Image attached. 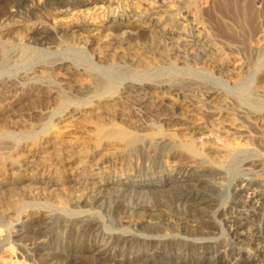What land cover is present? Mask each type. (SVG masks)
<instances>
[{"label": "bare ground", "instance_id": "1", "mask_svg": "<svg viewBox=\"0 0 264 264\" xmlns=\"http://www.w3.org/2000/svg\"><path fill=\"white\" fill-rule=\"evenodd\" d=\"M196 5L195 0H11L0 5V47L32 45L45 52L24 63L27 72L0 75V102L8 104L0 110V229L19 222L28 210L35 215L59 212L70 220L94 216L91 205L104 204L113 195V208L132 203L121 211L122 223L135 226L148 218L162 236L173 235L167 240L173 243L168 249L156 239L158 235L148 233L142 234L145 239L130 231L107 234L108 238L91 234L88 244H76L68 235L61 244L52 245V253L41 254L39 241L29 255L45 264H264V226L246 218L253 214L249 208L264 200V188H254L255 183L246 179L231 193L242 200L221 210L218 218L232 240L239 244L245 239L248 252L256 247L252 258L231 260L228 254L236 251L220 250L219 245L208 246L194 258L196 243L178 239L179 230L185 229L194 239L215 235L206 209L213 197H195L192 192L202 190L199 184L214 185L208 179L217 184L225 179V165L240 148L236 138L264 146L262 88L247 87L237 98L226 100L221 88L203 91L202 83L175 75L188 70L187 57L180 53L179 58L175 51L185 56L200 53L212 62L211 70L201 69L215 85L225 78L234 87L244 86L263 66L264 57L257 52L231 66L223 47L199 27L201 17L191 12ZM24 7L46 12L51 23L40 16L33 23L13 22L12 16ZM218 21L217 26H222ZM191 23L194 27H189ZM138 33L147 38L146 44L132 41ZM147 45L149 52L144 50ZM87 47L96 52V63L54 59L62 50ZM262 49L257 51L263 55ZM8 61L7 53L0 50V69ZM36 99L42 102L38 107L20 113L23 105ZM263 153L246 161L248 173L256 176L251 167ZM164 187L173 190L169 193L175 203L185 207L183 215L168 210L159 199L155 204L133 202L142 195L155 199ZM172 218L178 219V226L168 225ZM92 223L84 221L82 227L96 230Z\"/></svg>", "mask_w": 264, "mask_h": 264}, {"label": "rangeland", "instance_id": "2", "mask_svg": "<svg viewBox=\"0 0 264 264\" xmlns=\"http://www.w3.org/2000/svg\"><path fill=\"white\" fill-rule=\"evenodd\" d=\"M8 1H11V0H0V5L4 6L8 3ZM195 1H196L197 5H196V7L191 8V12H193V10H194L193 13L195 14L197 12L196 13L197 17H199V18L201 17L199 19V25H200L199 27L202 26L205 29V31H207V33H209L211 35L212 39L215 40V42L217 41L216 42V43H218L217 45L220 46L221 48L223 47L222 48V50L224 49L223 54L225 55V57L230 58V59L229 58L228 59L231 61L230 62L232 64L231 66H235L237 64V62L240 59L244 58L246 55L250 56L253 54L252 56H254V54L256 52H257L255 54L256 56L260 55L261 57L262 56L264 57V52H263L264 51V10H263L264 7L263 6L264 5H262V4H264V0H250V1L249 0H219V1L218 0H195ZM220 1H221V3H220ZM229 1H230V4H231L230 6L232 9L229 7ZM232 3H233V5H232ZM238 3L239 4L241 3L240 4L242 7L241 9H243V10L238 8V6H240V5H238ZM219 7H224L223 8L224 10H221ZM235 7H237V9L239 11H237ZM245 7H247V8H245ZM233 9H234V11H233ZM249 9H251V10H249ZM229 10H230V12H229ZM240 11H243V12H241L243 15L240 13ZM256 11H257V13H255ZM231 12H232V14H231ZM237 13H238V15H237ZM222 14H223V16H222ZM235 15L237 18L235 17ZM39 16L43 19L44 22L49 23V24L51 23V16H47L46 12L45 13L40 12L36 8H32V7H24L21 10H19L15 15L12 16L13 17L12 21L16 22V23H22V24L33 23L36 20V18ZM226 16H228L230 18H228ZM232 16H234V17H232ZM252 18L255 21L252 20ZM203 20L205 23H202ZM218 20L221 22H219ZM236 20H238V21H236ZM217 21L219 22V24H223L222 26L224 28L221 29V27H222L221 25L217 26L218 25ZM252 21H253V23H250ZM191 25H189V27H194V24L191 23ZM236 25L239 28L236 27ZM239 25H241L242 27H240ZM229 27H230V29H233L234 31L232 30L233 31L232 32L230 29H227ZM250 27H251V29H250ZM218 28H220V29H218ZM242 28H244L243 29L244 31L241 30ZM223 29H224V31H223ZM211 30H212V32H211ZM220 32H222L223 34L225 33V34L222 35V33H220ZM227 32L229 33L228 35H227ZM235 33H236V35H235ZM213 34L216 36V38ZM237 34L238 35L240 34V35L238 36ZM233 36H235V37H233ZM240 36H242V38H245V41H243V39ZM224 37L226 40L224 39ZM227 37H229L230 39H228ZM133 38L135 39V41ZM236 38H237V40H235ZM143 39L146 41L147 38L141 33H138L132 37L133 42H138L139 44H142V45L146 44V43H144ZM141 40H143V41H141ZM238 42H240V43H238ZM244 42L245 43L247 42V44H249V45L245 44ZM235 43H237V44H235ZM241 43L244 44V45L242 44L244 47L247 46L248 48L245 47V49L247 48L246 50L244 49V47L241 48ZM224 45H225V47H224ZM228 46H229V48H228ZM260 46H261V48H260ZM149 47H148V45L144 46V50L146 52H149V49H150ZM230 47H232V48H230ZM258 49L259 50L262 49L261 52H263V55L261 52H260L261 54L258 53V51H259ZM0 50L5 51L9 57L8 63H6L0 69V75H2L4 77H13L19 73L27 72L23 68L24 63L31 57H36L39 54L43 55V53H45L44 50L40 46H32V45L27 46V47H25V46H1ZM92 50H93V48H91V47H89L88 49H85V50L66 49V50H62L60 53H58L56 55V57L54 56V59H65L67 61L79 62V63H82V62L96 63L98 61L95 58L96 52H94V50L93 51ZM247 52H248V54H247ZM174 53L179 58H181V56H179L180 53H181L180 55H182L183 58L187 57L185 59L187 61L186 67L188 69V70H186L187 72L183 71L182 73H176L175 75L182 77V78H186V79L191 78L193 80H196V81L202 83L201 89L203 91H207V89L210 90L212 88L214 90L219 91V89L221 88L219 93L222 94V98L226 99V96H227V98H229V99H226V100H230L232 98H237V96L239 94H241L247 87L258 88V89L262 88L261 90H264V74H263L264 73V62H263V66H262L261 71H260L261 73L259 72V74H257L258 77H257V75H255V79L253 78V80H248V82L246 81L244 86L234 87V86H232V84L227 79L225 80V78H223V80H224L223 83L220 82V85H218V84L215 85L216 83H213L210 80H208L207 77L205 76L207 72L203 71V69H201V68L203 67V68L211 70V67H212L211 65H214V64L210 61H205L204 57L200 56V53L187 54L188 56L187 55L185 56L180 51H177V52L175 51ZM59 54H62L65 56L61 57V55H59ZM237 57H239V58H237ZM69 58L70 59L72 58V59L70 60ZM194 59L197 60L198 63H196V61H193ZM194 68H196V69H194ZM197 69H198V71H197ZM172 73H174V72H172ZM259 75L261 76V78ZM226 81H228V82H226ZM204 89H206V90H204ZM35 101L32 100L31 103H30V101H28L25 105H23L19 109L20 113H21V111H22V113L23 112L27 113L26 111L30 110L32 107H34V106L38 107L42 103L41 100H38V99H36ZM4 104H6V105H4ZM6 106H8V104L6 102H0V110L6 108ZM239 138L237 137L235 140L238 145L235 143V141H234V143L240 148L227 161L225 168H224V171L226 173V177L223 180H219L222 182V184L218 185L219 181L217 184L213 180L208 179L211 183H214V185H209V186L207 185L206 186V185L199 184L198 188L202 189V190H195L192 192L193 196H195V197H200V196H205L207 198L213 197V201H214V202L212 201L213 204L211 203V205H206V209L209 212L208 219H210V222L213 226V228H211V230L214 232L215 235H211L209 237H205V236L203 237L202 236V238H195L194 239L192 236H190V235H192V232L190 231V229H189V231H188V229L179 230L180 235L178 236V239L183 240V241H190V242L196 243V244H194L193 250L191 252L192 256H194V258H196L198 255H200L202 253H205L207 249H210V248L215 249L217 245L220 246V250H223V248H224V250L232 249V250L236 251V253L233 254L232 256L230 254H228V258L231 260L232 259L234 260L238 256L240 258L241 257H243V258L251 257L252 258L253 255L255 254L256 247H252L251 251H249V252L247 249H244L245 244H246L245 239H243V242L239 243V244L236 243L234 240H232L229 236V229L226 226H224L223 221L218 218V213L221 210H223L225 208L231 209L236 205V203L238 201L242 200V198H240V197H236V196L231 195L233 186L239 184L240 181L246 179V181H250V182L255 183L254 188H256L258 186H259L258 188H260V187L264 188V164H263L264 163V156H263L264 155V153H263L264 149H262L264 146L262 143L257 142V141H255V142L252 141V143H254V144H252L251 142H249V140H247L245 138H243V139H242V137H239ZM211 140L216 142L217 146L222 145V141L218 140L217 138H212ZM246 141H247V143H246ZM244 143L246 144V146ZM247 145H249V146H247ZM254 148H256V149H254ZM259 150H261L262 152H260ZM262 153H263V155H262V159H260V162L261 161H263V162L260 163L258 161V162H256V165H254L257 167H254V166H252L254 168L251 167V169H253L252 170L253 172L256 171L255 172L256 176L254 174L248 173V171L245 168L247 166L245 164L246 161H248V159L255 158V156L261 155ZM259 163H260V166L258 165ZM244 164H245V166H244ZM261 165H262V167H261ZM257 171H258V173H257ZM155 180L158 181L159 179L156 178ZM254 180H256V181H254ZM127 188H130V187H127ZM163 190H164V192L156 195L157 198H155V199L149 198V196L142 195L139 198L135 197L133 199V202L136 203L142 199V201L152 202V204H155L158 202L157 199H159L160 201H164L167 204L168 210L173 209L179 215H183L185 212V207L179 203H175L174 197L173 196L171 197V194H170L173 190H171L168 187H164ZM114 194H116V193H114ZM112 198L115 199L116 196L113 197V195H112ZM112 198L107 199L108 201L104 204H102V202H99V203L95 202V204H92L91 206L93 207L92 208L94 211L93 213H95L94 216L76 217L72 220H70L69 218H64L65 216L63 214H60L59 212H53L51 214L43 212L44 214L38 213L35 215V213L33 212L34 210H28L27 209L29 211V213H27L25 216L22 214L19 222L12 224V225L2 226L0 229V232H1L0 233V264H17V263H19V264H23V263L24 264H45V262L40 261L38 259L39 257L29 255L30 248L32 247V245L36 246L38 243H40L39 241H41L42 248H41V246L39 247L40 251L42 252L41 254L47 253L49 251H50V253H52L54 250L53 249L54 247L52 245L56 246V245L61 244L63 242V238L65 236H68V235H70L71 238H73L72 240L76 244H80V243H87L88 244V242L91 240V234H92V238L93 237L98 238V237H103V236L105 238H108L109 235H107V234H110V236H111V234H115V235L119 236L123 233L130 231L131 233H134L133 235H135L137 238H140V239H145V236L142 235L145 233L152 234L154 236L158 235L156 237V239H161L162 242H164V244L167 245L166 249H168V247L173 246L172 241H167L168 238L169 237L171 238L173 235L167 232L166 233V234H168L167 237L162 236L163 234L162 233L160 234L157 232V230H155V228H156L155 224L152 221H150V219H148V218H145V219L139 221L138 223H135V226H133L134 224L127 225L125 223H122V221H121L122 212L121 211H124V208L125 209L131 208L132 203L130 204V203H126V202H121V204H123V205H121L120 208L119 207L113 208L112 204H110L112 201V200L110 201V199H112ZM245 199L249 200V197H246ZM249 210L253 211V214H249L246 218H250L253 222H256L255 224L259 227L264 226V200L261 201V205L252 206L251 208H249ZM147 211H149V210L148 209H144V210L141 209V212L147 213ZM84 221H92L93 222L92 225L97 226L96 230L93 228L94 230H92L93 231L92 232V231H90V228L82 227ZM177 222H178L177 218H172V222H169L168 225L178 226ZM246 222H247V220L244 219L243 223H246ZM136 224H138V225H136ZM136 228H138V229H136ZM197 236H198V234H197ZM199 237H201V236H199ZM179 248H180V250L184 249V247H179ZM129 254L130 253H128L127 255H129ZM45 256H46V254H45ZM210 256H212V255H210ZM22 260H25V262ZM261 262H264V261L261 260Z\"/></svg>", "mask_w": 264, "mask_h": 264}]
</instances>
